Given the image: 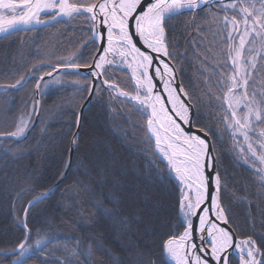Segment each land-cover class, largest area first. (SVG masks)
Wrapping results in <instances>:
<instances>
[{
	"label": "trees",
	"instance_id": "16d2710c",
	"mask_svg": "<svg viewBox=\"0 0 264 264\" xmlns=\"http://www.w3.org/2000/svg\"><path fill=\"white\" fill-rule=\"evenodd\" d=\"M218 11L213 4L198 14L186 13L172 19L166 29L174 46L169 50L175 56L173 63L180 80L192 97L195 125L200 131L208 130L213 142L218 170L227 185V190H221V202L231 217V226L239 238L252 236L261 246L262 175L252 164L241 160L231 130L222 119L221 101L216 98L222 95L215 87L217 79L223 73L230 75L232 69L230 61L225 67L215 58V53L227 43L219 34L222 25L213 20V13ZM89 27L90 21L82 17L63 18L1 38L0 85L12 84L21 75L27 77L33 66L50 71L48 62L56 64L59 58L74 53L81 60L95 57L99 50L97 41L83 47L92 36ZM192 41L200 45L199 58L194 55ZM205 49H211L208 59L204 58ZM109 71H114L122 88L131 90L125 71L112 66ZM58 75L61 73L54 76ZM86 75L64 77V87L55 85L46 95H40L38 122L25 138L19 142L0 139V252L14 248L23 238L19 227L23 213L19 209L27 207L28 201L38 194L53 189L54 194L37 203L27 217L33 233L41 229L57 237L47 250L49 260L68 255L63 251L65 246L71 251L79 241V251L84 253L79 259L88 257V264H163L162 244L168 233L177 230L179 191L169 182L165 163L153 155V142L145 139L144 118L132 103L124 99L115 102L108 92H103L93 97L80 117L89 95L81 94L74 82H83ZM260 80L264 83V77ZM34 87L31 81L27 87L9 90L7 94L0 90V132L13 131L21 114L27 118L31 113L34 121ZM223 107L227 108L225 104ZM69 161L71 167H67ZM17 192L19 200L15 199ZM115 193L121 210L119 218L108 216L96 206L99 199L104 208L111 209L113 205L105 197ZM96 245L106 249L107 254L97 251ZM44 258H33L28 264H40Z\"/></svg>",
	"mask_w": 264,
	"mask_h": 264
},
{
	"label": "snow or ice",
	"instance_id": "6c2138e0",
	"mask_svg": "<svg viewBox=\"0 0 264 264\" xmlns=\"http://www.w3.org/2000/svg\"><path fill=\"white\" fill-rule=\"evenodd\" d=\"M212 3L213 0H0V35L5 38L34 24L82 17L90 21L92 33L83 47L89 42L94 44L97 39L101 42L95 57L81 60L75 53L61 57L56 64H46L50 71L33 66L27 77L21 75L12 84L0 85V90L7 94L34 81L33 93L44 96L55 85L64 87V77H79L83 75L82 70H86L83 82H74L78 91L88 93L90 99L108 92L112 100L122 97L132 103L134 110L144 118L146 141L154 142L153 155L165 163L168 180L179 191L177 230L168 233L162 244L163 264H264V245L258 246L252 236L238 238L231 226V217L221 203V190H227V185L215 167V149L207 140L208 130L201 129L202 137L184 127L192 125V97L182 81L177 83L175 56L169 50L174 46L166 29L172 19L186 13L198 14L211 8ZM215 6L219 11L213 13V20L222 25L219 34L227 41L215 53V58L218 64L222 62L227 67L231 61L232 66L230 75L223 73L217 79L215 87L222 95L216 98L221 101L226 127L235 130L233 137L239 132L248 142V131L254 129L255 123H264V91L257 93L249 71L257 68L258 59L264 61V0H215ZM197 31L202 30L197 28ZM192 43L196 49L194 55L199 58L200 45ZM210 52L211 49L204 50L205 59ZM117 58L131 71L129 83L134 81L131 91L122 88L114 71H109ZM36 71L42 74L36 76ZM57 72L61 75L54 76ZM48 77L51 79H46ZM241 88L244 91L237 92ZM249 88L253 90L250 92ZM211 90L209 87V92ZM39 104V100H32V112L39 111ZM224 104H227L226 109ZM30 123L31 113L27 118L21 114L15 129L0 132V138L19 142L26 137ZM260 146L264 147V142ZM248 151L256 157L251 142ZM259 160L264 163V153ZM67 167H71V161ZM261 171L264 170L257 169L258 173ZM78 183L90 192L83 181ZM261 186L264 187V176H261ZM50 194H54L53 189L38 194L28 201L27 207L19 209L23 213L19 223L23 238L14 248L0 252V264H5L6 260L8 264H28L40 256L45 257L40 264H88V257L83 261L79 259L84 256L79 251V241L71 251L65 246L63 251L68 255L49 260L47 250L57 237L41 229L33 233L29 228L30 209ZM117 195L105 197L113 205L111 209L104 208L99 199L96 206L108 216L119 218ZM15 199H20L19 192ZM119 223L124 225L126 221L119 220ZM96 250L107 254L100 245H96ZM149 264L154 262L149 261Z\"/></svg>",
	"mask_w": 264,
	"mask_h": 264
},
{
	"label": "rangeland",
	"instance_id": "374dc122",
	"mask_svg": "<svg viewBox=\"0 0 264 264\" xmlns=\"http://www.w3.org/2000/svg\"><path fill=\"white\" fill-rule=\"evenodd\" d=\"M237 43H238V40H237ZM264 54V53H262ZM120 62V61H119ZM231 63V61H230ZM118 60H116L115 62V65L112 66V67H115V68H118ZM261 65L264 66V61H260L259 59L257 60V68L256 69H250V73H251V76H252V80H258V81H254L255 82V90L257 91V93H260L261 91H264V83H262V77H264L263 75V69L261 68ZM121 70V69H120ZM128 77H129V80H130V77H131V73L128 72L127 73ZM251 83V81H250ZM133 83L131 82V87H133ZM253 89L252 88H249V91L251 92ZM131 91V90H130ZM244 89H237V92H243ZM115 95V93H114ZM259 98V97H258ZM119 99H122V98H119ZM123 100V99H122ZM115 102H118V99L114 100ZM226 107H227V104H225ZM241 111H243V108H241ZM230 114V112H229ZM18 121V120H17ZM16 121V123H17ZM33 124V121H31L30 125H29V128L31 127V125ZM231 133L233 135V132L235 131L234 129H231ZM264 132V123H255V126H254V129L253 130H249L248 131V136H249V141L246 142L244 140V137L242 134H240L239 132H237L234 136V140H235V143H236V147H237V150L239 152V154L241 155V160L243 162L246 161L247 159V162L245 163H250L254 166V168L256 169H261V170H264V163H262L260 160H259V156L264 153V147H261V143L264 142V135H261V133ZM251 142L253 144V147L256 151V157H252V153L248 151V143ZM153 146H154V142H153ZM253 160H255V163H253ZM262 176H264V171H261L260 172Z\"/></svg>",
	"mask_w": 264,
	"mask_h": 264
},
{
	"label": "water",
	"instance_id": "95a60500",
	"mask_svg": "<svg viewBox=\"0 0 264 264\" xmlns=\"http://www.w3.org/2000/svg\"><path fill=\"white\" fill-rule=\"evenodd\" d=\"M225 2H227V0H225ZM213 4H215V0H213L212 5H213ZM60 19H62V18H59L58 20H60ZM58 20H55V21H49L47 24H41L40 26H45V25H48V24L54 23V22H56V21H58ZM34 27H36V26H30L29 28H34ZM38 27H39V25H38ZM3 37H4L3 35H0V38H3ZM100 43H101V42L99 41V49H100ZM98 52H99V50H98ZM97 55H98V53L96 54V56H97ZM82 72H83V73H87L86 70H82ZM57 73H59V72H57ZM57 73H53V75H55V74H57ZM176 76H177V83L181 82L178 71L176 72ZM48 78H50V77H48ZM46 79H47V78H46ZM158 90H159V85H158ZM93 97H94V96H93ZM93 97L90 99L89 96H88V98L86 99V101H85L84 104L82 105L81 110H80V117L83 115V113H84L86 107L88 106V104L93 100ZM37 100L40 101V104L38 105L39 111L37 112V115H36V117H35V120H34L32 126L29 128V130H28V132H27V135L30 133V131L32 130V128H33V127L36 125V123L38 122L39 113H40V110H41V99H40V95H39V94H37ZM191 114H192V117H193V119H192V125H191V126L184 125L186 131H189L190 133L195 134V135H201V136L203 137L204 134H203V133H202V132L196 127V125H195V112H194V107H193L192 103H191ZM0 139H1V138H0ZM207 140L210 142L211 146L214 147L211 138L207 136ZM73 154H74V148H72V150H71V155H70V159H71V160H72V158H73ZM213 157H214L215 167L218 169L217 159H216V156H215V151H214V153H213ZM64 178H65V177H64ZM221 203H222V202H221ZM237 237H238V236H237Z\"/></svg>",
	"mask_w": 264,
	"mask_h": 264
},
{
	"label": "bare ground",
	"instance_id": "6f19581e",
	"mask_svg": "<svg viewBox=\"0 0 264 264\" xmlns=\"http://www.w3.org/2000/svg\"><path fill=\"white\" fill-rule=\"evenodd\" d=\"M34 25H35V24H34ZM34 25H32V26H34ZM78 130H79V127H78ZM74 147H75V144L73 143V144H72V148H74ZM72 148H71V150H72ZM66 174H67V172L64 174V176H63L62 179H64V177L66 176ZM62 179H61V180H62Z\"/></svg>",
	"mask_w": 264,
	"mask_h": 264
},
{
	"label": "built area",
	"instance_id": "2783aa9c",
	"mask_svg": "<svg viewBox=\"0 0 264 264\" xmlns=\"http://www.w3.org/2000/svg\"><path fill=\"white\" fill-rule=\"evenodd\" d=\"M123 68L127 69L126 65L122 64ZM130 73L131 71L129 69H127Z\"/></svg>",
	"mask_w": 264,
	"mask_h": 264
}]
</instances>
